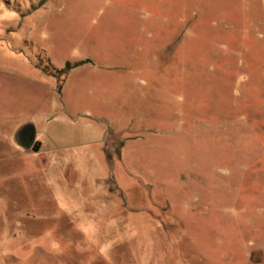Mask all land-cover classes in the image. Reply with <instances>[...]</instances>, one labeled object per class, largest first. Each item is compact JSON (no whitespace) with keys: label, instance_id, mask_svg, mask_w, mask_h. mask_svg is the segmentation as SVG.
<instances>
[{"label":"rangeland","instance_id":"obj_1","mask_svg":"<svg viewBox=\"0 0 264 264\" xmlns=\"http://www.w3.org/2000/svg\"><path fill=\"white\" fill-rule=\"evenodd\" d=\"M0 264H264V0H0Z\"/></svg>","mask_w":264,"mask_h":264},{"label":"trees","instance_id":"obj_2","mask_svg":"<svg viewBox=\"0 0 264 264\" xmlns=\"http://www.w3.org/2000/svg\"><path fill=\"white\" fill-rule=\"evenodd\" d=\"M81 63H76V64H72L71 62H67L65 68L63 69V71L65 73H68L70 70H72L73 68L79 66ZM20 135V134H19ZM32 141H34V144L32 146H27L26 144H24V142H20V144L23 146V147H26V148H32L34 150H39L40 147H41V143H38V142H35L34 138H31Z\"/></svg>","mask_w":264,"mask_h":264},{"label":"crops","instance_id":"obj_3","mask_svg":"<svg viewBox=\"0 0 264 264\" xmlns=\"http://www.w3.org/2000/svg\"><path fill=\"white\" fill-rule=\"evenodd\" d=\"M19 146H21V145H19ZM22 147V146H21Z\"/></svg>","mask_w":264,"mask_h":264}]
</instances>
